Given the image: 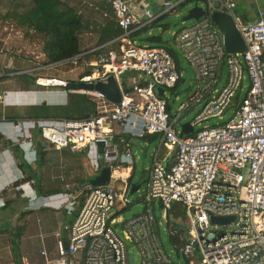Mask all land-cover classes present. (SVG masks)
<instances>
[{
    "label": "built area",
    "instance_id": "2783aa9c",
    "mask_svg": "<svg viewBox=\"0 0 264 264\" xmlns=\"http://www.w3.org/2000/svg\"><path fill=\"white\" fill-rule=\"evenodd\" d=\"M110 1L114 21L124 35L58 63H48L43 53L20 74L33 76L38 89L53 95L84 91L72 90L70 82L106 83L112 76L120 103L92 90L85 91L96 105V114L89 119L0 118V134L13 149L36 153L38 135L57 150H88L95 173L106 167L111 172L106 185L87 183L77 193L67 186L62 202L73 217L67 227L68 247L58 234V257L50 261L44 249V264H130L129 245L138 252V264H173L162 243L154 202L161 204L167 234L182 262L264 264V7L247 22L235 15L236 0H205L202 6L208 14L174 35L175 47L195 72V82L172 115L166 90L179 99L181 69L167 48L139 45L129 35L191 0H163L162 13L146 11L145 22L129 0ZM215 12L233 18L246 44L244 53L226 51L224 33L211 18ZM62 66H69L70 74L81 68L83 72L76 81L46 75ZM39 92L26 91L35 104H59L56 97L42 99ZM10 95L0 93V102ZM198 108L189 122L193 133L181 135L183 118ZM230 110L233 115L227 121L196 129L213 118L223 119ZM148 135L160 137V144L175 154L164 165L160 150L155 151L142 197L150 208L125 220L123 211L134 204L130 198L136 160L132 140ZM217 216L233 220L214 224L212 217ZM19 264L32 263L22 256Z\"/></svg>",
    "mask_w": 264,
    "mask_h": 264
},
{
    "label": "crops",
    "instance_id": "0c3cea01",
    "mask_svg": "<svg viewBox=\"0 0 264 264\" xmlns=\"http://www.w3.org/2000/svg\"><path fill=\"white\" fill-rule=\"evenodd\" d=\"M60 1L64 5L74 8L82 18L84 30L80 39L81 50H90L110 43L103 40V29L111 23H115L114 14H111L113 9L110 0ZM82 1H87L93 7L84 5ZM129 1L133 7H138L140 12L137 13L135 10L134 12L141 16L144 22L147 20L144 15L146 11H150L154 15H160L164 10L163 0ZM236 2L237 9L240 6L243 9L245 8V12L241 17L247 22L253 21L258 9L264 7V0H236ZM246 7H248V10ZM104 14H107L108 17H104ZM158 20L152 23L147 21L148 24H143L142 27L153 25L149 29V34H152L154 28L160 26V23L157 24ZM87 33H93V35L91 37L84 36ZM1 65L0 93L9 91L11 95L4 103L0 102V118L2 116L17 119L25 118L24 110L19 108L39 105L31 101L32 99L26 91L39 90L37 96H42V99L48 96L56 97L59 104H54L55 106L68 104V97L71 94L62 95L59 93L53 95L43 89H28L26 83L22 82V85H19L17 81L19 78L11 75L21 69L11 72L8 69L9 66H4L3 63ZM4 68L6 71H4ZM3 71L6 73L3 74ZM137 141L143 143L141 147L144 146L145 149L154 143H158L159 161L164 165H167L173 159L175 153L172 154L169 150L162 156L164 147L168 148L160 144V137L157 135L133 139L132 150ZM35 150L36 153L30 154L20 147L13 149L10 142L0 134V264H17L18 258L14 253L15 245H13V242L21 244L25 240H33L41 249L38 255H32L29 252L30 250L22 251L20 258L27 256L32 264H44L45 260L41 256V251L45 249L48 253V259L55 261L58 256H51L52 252H49V246L55 244L58 254L57 235L60 234L66 242L67 227L73 221L71 214L64 208L62 193L67 190V186H69L71 192L77 193L86 185L82 182L89 180L82 172L84 171V159L88 155V150L72 152L70 149H56L52 153L48 152L46 148L42 150L38 146ZM134 154L136 155V152ZM59 170H61L60 173H58ZM38 175L42 179L40 185L36 180ZM12 240L14 241L12 242Z\"/></svg>",
    "mask_w": 264,
    "mask_h": 264
},
{
    "label": "rangeland",
    "instance_id": "374dc122",
    "mask_svg": "<svg viewBox=\"0 0 264 264\" xmlns=\"http://www.w3.org/2000/svg\"><path fill=\"white\" fill-rule=\"evenodd\" d=\"M21 2L24 5H27L30 3L29 0H0V68H2V63L4 66H9L11 72H15L16 69H21L19 71H16L17 73L11 74L15 76L21 75V71L29 70L33 67V59L34 57H40L43 54V40L41 37L37 36L33 31L21 27L17 23L7 22L3 20V17L5 16L6 12L13 8L16 3ZM195 6V0H191L186 2L183 5L177 6V9L174 13L168 14L160 23L159 28H154L153 35L158 36L160 35L163 40L165 41L166 45L172 48L177 54L180 61V67L182 71V79L183 83H180L178 87V93H179V99H176L175 95L172 94L171 90H166V96L165 98L169 101L170 107H171V113L172 115L176 114L178 106L181 104V102L184 100V98L188 95L190 87L194 85L195 80V72L193 68L190 66V64L186 61V59L183 57L182 53L175 47L174 45V35L179 32L181 29L191 25L194 23L193 20L183 22V19L189 14L190 10ZM199 6H202V3H199ZM133 10H135L137 13L140 12L138 7L132 6ZM248 7H246L247 9ZM245 8L239 7L235 11V15L237 17H241ZM248 10V9H247ZM111 14L113 15V11L111 10ZM144 36H147L146 34ZM138 43L140 45L146 44V42L138 39ZM20 53V54H18ZM35 55V56H34ZM70 67H60L57 70H51L49 72H46V75L54 76L57 78H63L65 80H77V75L82 73L83 70L78 69L73 74L69 73ZM4 71L6 69L4 68ZM3 71V74L6 72ZM19 72V73H18ZM45 74V73H43ZM226 75V70L225 73ZM19 85H22L21 80H17ZM225 81V77L222 80L220 87L223 86V83ZM249 85V81L247 80V86ZM72 94H79V95H86L85 91L80 92H74ZM70 96L68 97V99ZM55 106L52 103L44 102L39 105H29L27 107L19 108L20 110H24V115L30 116L32 115L33 111L35 110L34 107L36 106ZM199 111V108L197 110H194L187 115L182 120V125L185 123L191 122L195 116L197 115ZM233 115V111L230 110L229 112H226L223 116V119L219 118H213L207 122H204L201 127H197L196 129L202 128L205 125L209 126H216L220 123H223L227 121L231 116ZM36 137V146L38 148H41L42 150L46 148L48 152L54 153L56 149L54 146L49 145L47 142L42 141L38 135H35ZM39 144V145H38ZM143 143L140 141L136 142L135 147L133 148V152H136L137 159L135 160V163L133 166L135 168V172L133 175V184L139 185L140 190L137 191L134 194L130 195L131 200L134 202L132 206H130L127 210H124L122 213V216L125 220L131 219L133 216L138 215L146 211V209H149L150 206L145 203L142 200L143 195L146 191V183L149 179V168L152 164V157L156 150H158V143H154L151 146H148L146 149L144 146L141 147ZM141 148V149H140ZM39 150V149H38ZM165 152H168V149L164 147L162 156H164ZM172 154L175 153V151H171ZM85 164L84 166V172L85 177L87 176V181L82 182L91 184L92 181H94L100 173H95L94 168L95 165H93L92 161H90L88 155L86 156V159H84ZM162 161V160H161ZM37 164V163H36ZM61 170L58 171L60 173ZM36 180L38 181V184H41V177L36 176ZM92 185V184H91ZM93 186V185H92ZM117 187L122 186L121 183H116ZM154 214L157 219V221L161 224L160 225V235L162 239V243L165 249L166 254L169 256L170 260L173 264H182V261L177 256V253L175 252L169 235L167 234V226L164 223L162 209L159 207V204L157 202H154L153 204ZM121 235V234H120ZM53 244V243H52ZM52 246V245H51ZM49 246V252L51 253V256L54 255L55 257L58 256L56 251V245L53 244L52 248ZM47 248V247H46ZM41 247L36 244V242H33V240H25L22 241L21 244L16 243L14 247L15 254L20 260V255L22 251L30 250L29 252L32 255H38L39 250ZM48 249V248H47ZM33 252V253H32ZM128 253L129 255H132L135 259L134 264L139 263V255L137 250L134 248V246L129 245L128 246Z\"/></svg>",
    "mask_w": 264,
    "mask_h": 264
},
{
    "label": "trees",
    "instance_id": "16d2710c",
    "mask_svg": "<svg viewBox=\"0 0 264 264\" xmlns=\"http://www.w3.org/2000/svg\"><path fill=\"white\" fill-rule=\"evenodd\" d=\"M29 1L28 6L21 2L16 3L13 8L6 12L3 20L17 23L41 37L43 40V53L48 63L62 62L81 54L80 39L84 30V24L78 12L74 8L64 5L60 0ZM166 16L160 17L157 24L161 23ZM152 27L153 25L144 26L139 30L131 32L129 37L135 42H138V39L146 42L143 45L151 47L163 46L167 48L181 69L178 54L166 45L160 35L149 34V29ZM145 34L147 36H144ZM122 35H124V32L116 23H111L103 29V40L105 42H111ZM16 77L26 83L28 89L39 88L35 85V78L29 74H21ZM182 81L183 79L178 82L177 87H179ZM73 83L75 82H70V84ZM34 109L33 114L25 118L83 120L89 119L96 114L95 103L88 96L79 94H71L68 104L64 106L42 105L36 106ZM7 118L10 120L17 119L8 116ZM130 182L133 184V177ZM15 244L13 242V245ZM17 261V264H19V260Z\"/></svg>",
    "mask_w": 264,
    "mask_h": 264
},
{
    "label": "water",
    "instance_id": "95a60500",
    "mask_svg": "<svg viewBox=\"0 0 264 264\" xmlns=\"http://www.w3.org/2000/svg\"><path fill=\"white\" fill-rule=\"evenodd\" d=\"M199 3L205 4V0H195V6L190 10L189 14L183 19V22L186 21H198L205 14H208L207 10H204L203 6H199ZM137 19L141 20L139 17ZM212 21L214 24L224 33L225 36V47L228 53H244L246 51V44L241 36V34L237 31L235 22L233 18L227 14L221 12H215L211 15ZM184 81H182L183 83ZM70 88L72 90H84V91H92L97 90L104 94V96L112 103L119 104L121 101V93L119 87L115 81V79L110 76L107 79L106 83L98 82L96 84L89 83H73ZM189 90V89H187ZM158 93L160 97H164L165 93L163 89H159ZM189 133H193V128L189 123H185L183 125V130L181 135H187ZM110 169L103 168L100 171V175L91 182L94 187L106 185L110 180ZM140 189L139 185L132 184L131 185V194L136 193ZM161 206V204H159ZM233 220L232 217H212V222L214 224H229ZM65 247H68V242H65ZM130 264H133V256L130 257ZM182 264H186V262H182Z\"/></svg>",
    "mask_w": 264,
    "mask_h": 264
},
{
    "label": "bare ground",
    "instance_id": "6f19581e",
    "mask_svg": "<svg viewBox=\"0 0 264 264\" xmlns=\"http://www.w3.org/2000/svg\"><path fill=\"white\" fill-rule=\"evenodd\" d=\"M75 249L77 250L79 249V244L75 245Z\"/></svg>",
    "mask_w": 264,
    "mask_h": 264
}]
</instances>
